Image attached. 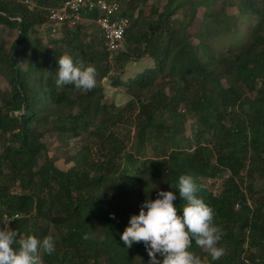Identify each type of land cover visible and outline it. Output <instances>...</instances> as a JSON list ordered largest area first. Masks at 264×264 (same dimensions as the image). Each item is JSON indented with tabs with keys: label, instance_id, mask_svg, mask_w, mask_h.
<instances>
[{
	"label": "trees",
	"instance_id": "16d2710c",
	"mask_svg": "<svg viewBox=\"0 0 264 264\" xmlns=\"http://www.w3.org/2000/svg\"><path fill=\"white\" fill-rule=\"evenodd\" d=\"M62 1L0 0V25L17 30L7 51L0 41V75L8 85L0 94V228L41 240L51 234L55 251L42 253L43 264H152L143 242L128 248L121 234L160 190L174 192L182 215L179 177L190 174L197 195L214 210L225 251L213 261L194 240L190 250L203 264H264V187L254 190L252 181L264 180V0H236L231 14L214 11L215 0H166L148 16L136 4L145 0H119L129 19L122 50L109 53L97 35L83 42L91 24L63 25L58 38L30 42L31 55L19 66L18 44L36 28L47 37V10ZM198 7L203 23L192 43L187 27ZM235 35L233 46L212 50L215 40ZM65 53L95 66L92 90L56 86ZM142 56L153 66L124 83L132 96L125 103L130 115L107 114L98 81ZM130 116L136 151L159 135L160 155L137 160L116 143V126ZM187 118L196 140L183 148L178 139ZM47 125L64 144L81 137L74 166L61 169L47 156L38 140ZM222 171L227 176L213 194L204 181Z\"/></svg>",
	"mask_w": 264,
	"mask_h": 264
},
{
	"label": "clouds",
	"instance_id": "9594fccd",
	"mask_svg": "<svg viewBox=\"0 0 264 264\" xmlns=\"http://www.w3.org/2000/svg\"><path fill=\"white\" fill-rule=\"evenodd\" d=\"M58 65L57 87L74 85L90 91L96 86L98 73L94 65L85 66L67 53L59 57ZM178 189L186 202L182 215L174 205V192L160 190L156 199H146L139 214L130 217L121 240L128 248L143 242L152 264H203L200 256L190 250L193 240L213 261L220 259L225 251L219 246L223 231L214 223L213 208L197 195L200 188L196 179L190 174L181 175ZM90 238L88 233L84 234L85 240ZM54 251L55 239L51 234L41 240L35 235L21 237L17 229L8 225L0 228V264H43L42 253ZM157 254L163 259L158 261Z\"/></svg>",
	"mask_w": 264,
	"mask_h": 264
},
{
	"label": "rangeland",
	"instance_id": "374dc122",
	"mask_svg": "<svg viewBox=\"0 0 264 264\" xmlns=\"http://www.w3.org/2000/svg\"><path fill=\"white\" fill-rule=\"evenodd\" d=\"M124 2V0H122ZM166 0H145L144 4L139 1L137 4L138 8L142 9L143 14L146 16L149 15L150 10L154 9L155 7L157 9H160L162 5L165 3ZM231 1L236 0H215L213 2L215 10L218 12H225L228 14L235 13L237 11L236 2L234 4H231ZM122 4V3H121ZM136 8L133 10V14H135ZM202 7H198L195 12V18L193 22L187 27L188 31L190 32L191 41L192 43L196 42V33L198 26L203 23L202 22ZM178 18H181V15L176 16ZM247 22L243 23L241 27L244 28V31L247 26ZM242 28V29H243ZM94 29V30H93ZM87 32L89 31L90 36L87 38L82 37L83 42H87L90 39L94 40L96 34H95V27H87ZM43 30L41 28H36L33 30V32H30V34L27 36V38L24 41H21L18 44V51L19 53L14 56V61L19 64V66L24 67L29 56L31 55V49H30V42H49L48 40L56 39L59 36H61V32L58 30L54 34H50L48 32L47 37H45L44 34H42ZM239 33V31H238ZM44 36H42V35ZM92 34V35H91ZM41 36V37H40ZM246 34L245 32L240 34L241 40L236 42L239 38L237 35L235 37L230 38H223L218 41H214L212 43V50L215 52L224 51L229 46H233L236 42V45H240L243 43V39L245 38ZM17 37V30L16 29H9L8 27L4 25H0V41L4 43L5 45V51H7L10 43ZM42 45H44L42 43ZM45 49L47 51L50 50V46L44 45ZM200 55V53H199ZM110 63H112V60L110 59ZM152 61L142 56L139 59L135 61H129L126 64L123 65V67L116 69L115 67L111 68L109 73L101 78L98 83L101 86V100L104 105H106L105 112L107 114H116V113H123V115H130L128 113V110H126L125 103L131 99V93H129L126 90V86L124 83L132 78L135 74L143 71L146 68L152 67ZM114 81H119L121 83H118V85H113ZM8 90V85L6 84L4 78L0 75V94L3 91ZM251 96V95H250ZM249 96V97H250ZM179 110V109H177ZM133 114H131L132 116ZM129 117V119L125 120V122H122L118 124L115 128V133H117V141L116 143L122 147L124 151L131 152L133 156L137 157L139 159L142 158H149V157H157L160 155V143L159 140H161V136H156L155 138L151 139L150 141H145L143 144L142 149H139V151H136L137 148V138L133 134L132 130V117ZM157 121V118L155 119ZM93 125L90 126L92 128ZM115 126H112V128ZM193 127V120L191 118H187L183 124L181 125V132L179 134L178 141L181 144V147H192L195 142V138L192 135L191 128ZM49 125L46 126V129L39 132L38 134V140L44 146L46 147V154L47 156L53 161V163L58 166L61 169H66L68 167L74 166V154L78 151L80 143L79 139L81 137H68L66 139L65 144L59 140L57 134L55 131H51L48 129ZM158 139V141H157ZM38 162H41L44 154H40L38 156ZM227 176L226 171H222L215 175L213 178H207L205 179V185L207 188L213 193L218 194L223 181L225 177ZM248 180V179H247ZM245 180V181H247ZM253 187L254 190H258L259 188L264 187V180H258L257 178H253ZM14 189V188H13ZM98 235H100V232H97ZM101 237V236H100ZM197 255V253H195ZM208 258V255L204 256V260Z\"/></svg>",
	"mask_w": 264,
	"mask_h": 264
},
{
	"label": "built area",
	"instance_id": "2783aa9c",
	"mask_svg": "<svg viewBox=\"0 0 264 264\" xmlns=\"http://www.w3.org/2000/svg\"><path fill=\"white\" fill-rule=\"evenodd\" d=\"M46 18L50 34L63 25L91 24L109 53L122 50L124 32L129 23L119 0H63L60 5L47 10ZM3 218L7 219L6 215Z\"/></svg>",
	"mask_w": 264,
	"mask_h": 264
}]
</instances>
